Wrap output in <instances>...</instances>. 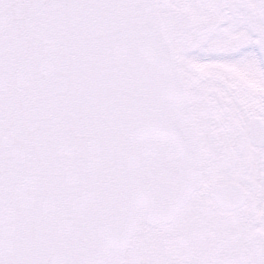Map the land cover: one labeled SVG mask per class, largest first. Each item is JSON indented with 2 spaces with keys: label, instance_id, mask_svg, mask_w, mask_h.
Here are the masks:
<instances>
[{
  "label": "snow or ice",
  "instance_id": "obj_1",
  "mask_svg": "<svg viewBox=\"0 0 264 264\" xmlns=\"http://www.w3.org/2000/svg\"><path fill=\"white\" fill-rule=\"evenodd\" d=\"M0 264H264V0H0Z\"/></svg>",
  "mask_w": 264,
  "mask_h": 264
}]
</instances>
